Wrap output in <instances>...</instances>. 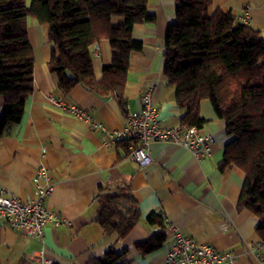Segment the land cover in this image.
<instances>
[{"label":"crops","instance_id":"crops-1","mask_svg":"<svg viewBox=\"0 0 264 264\" xmlns=\"http://www.w3.org/2000/svg\"><path fill=\"white\" fill-rule=\"evenodd\" d=\"M175 7L176 0H149L154 20L134 25L132 35L142 46L130 56L125 104L101 97L81 84L69 93L62 92L57 75L49 68V26L28 17L35 88L21 121L0 137V190L22 200L34 197L33 177L39 166H46L55 188L44 203L63 222L49 223L41 240L0 221V264H88L112 245L129 249L120 264H164L172 240L170 225L220 250L232 251L236 264H264V240L257 233L260 219L237 206L245 172L236 165L224 170L219 167L234 135L227 132L225 121L209 100L201 102V116L206 119L201 128L216 138L211 153L199 158L175 142L151 141L147 147L152 162L144 167L129 157V147L123 148L121 141L107 143L103 128L70 111L71 107L82 109L92 120L114 130L141 110L140 96L151 89L161 124L171 127L181 122L183 110L164 74L165 36L168 25L176 20ZM216 9L231 10L264 33V0H212L210 10ZM113 21L122 23L123 18L113 17ZM91 54L95 76L100 79L104 66L112 60L109 40L94 44ZM49 94L61 104L53 102ZM102 189L127 190L138 201L141 219L124 240L105 238L96 221ZM154 211L164 214L165 227L146 221ZM159 231L167 234L163 245L142 254L135 244Z\"/></svg>","mask_w":264,"mask_h":264},{"label":"trees","instance_id":"trees-1","mask_svg":"<svg viewBox=\"0 0 264 264\" xmlns=\"http://www.w3.org/2000/svg\"><path fill=\"white\" fill-rule=\"evenodd\" d=\"M149 0H0V137L18 124L35 88V56L28 17L49 26V68L58 87L69 93L81 84L101 97L125 104L124 91L131 53L142 46L132 35L136 23L149 22ZM212 0H176V20L164 43V74L183 110L181 121L202 127L201 102L209 100L234 138L226 144L220 169L232 165L245 172L237 206L260 219L264 240V33L231 10L211 12ZM113 17H122L115 23ZM108 39L112 60L102 77L95 76L91 47ZM119 144L128 149L131 140ZM137 199L127 190H101L96 221L105 238L124 240L141 219ZM146 221L166 226L162 212ZM167 234L154 232L137 242L142 254L163 245ZM128 247L110 246L88 264H120Z\"/></svg>","mask_w":264,"mask_h":264},{"label":"built area","instance_id":"built-area-1","mask_svg":"<svg viewBox=\"0 0 264 264\" xmlns=\"http://www.w3.org/2000/svg\"><path fill=\"white\" fill-rule=\"evenodd\" d=\"M50 98L53 102L61 104L54 96L50 95ZM140 98L141 110L130 114L125 124L114 130H109L100 122L92 120L82 109L71 107L70 111L80 118H86L95 127L103 128L108 135L107 143L131 140L129 157L141 167L152 162L147 147L151 141L175 142L191 150L199 158L211 153L212 146L216 142L212 133L182 121L175 126L165 127L161 124L158 109L153 102L152 90L144 91ZM33 183L36 195L27 200L0 190V221L42 240L46 226L49 223L60 224L63 219L58 212L48 208L44 203L45 198L55 188L52 175L46 166L38 167ZM170 228L172 240L164 264H236L237 258L232 251L220 250L210 242L199 241L183 233L175 225H170ZM42 252L43 250H40L41 254ZM44 259L50 261L48 258Z\"/></svg>","mask_w":264,"mask_h":264},{"label":"rangeland","instance_id":"rangeland-1","mask_svg":"<svg viewBox=\"0 0 264 264\" xmlns=\"http://www.w3.org/2000/svg\"><path fill=\"white\" fill-rule=\"evenodd\" d=\"M242 20H244V19H242ZM98 43V42H97ZM97 43H95V44H97Z\"/></svg>","mask_w":264,"mask_h":264}]
</instances>
